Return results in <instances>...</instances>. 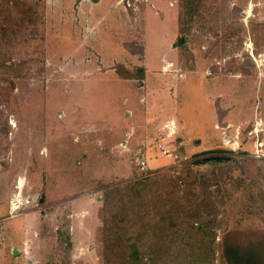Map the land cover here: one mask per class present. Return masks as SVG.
<instances>
[{
    "label": "rangeland",
    "instance_id": "1",
    "mask_svg": "<svg viewBox=\"0 0 264 264\" xmlns=\"http://www.w3.org/2000/svg\"><path fill=\"white\" fill-rule=\"evenodd\" d=\"M195 1L41 0L19 34L0 8V247L25 226L33 264H99L100 190L141 164L216 192L214 264L224 233L264 232V6ZM218 149L250 161L191 165Z\"/></svg>",
    "mask_w": 264,
    "mask_h": 264
},
{
    "label": "trees",
    "instance_id": "2",
    "mask_svg": "<svg viewBox=\"0 0 264 264\" xmlns=\"http://www.w3.org/2000/svg\"><path fill=\"white\" fill-rule=\"evenodd\" d=\"M180 1L185 2V8L194 9L195 0ZM36 2L34 5H39ZM4 5L17 11L16 33L36 24L39 8L34 5L0 0V8ZM182 21L180 13L179 35L185 38L188 30L183 29ZM1 67L10 69L4 61H0ZM113 71L120 80L142 77L120 63ZM210 153L217 155L198 158L191 165L250 161L233 151L218 149ZM259 163L263 168L257 170V176L264 187V160ZM98 202L95 242L99 264H214L215 225L222 201L204 179L195 178L188 164L160 172L146 169L139 173L135 168L128 179L103 186ZM220 250L223 264H264V232L228 231L220 240Z\"/></svg>",
    "mask_w": 264,
    "mask_h": 264
},
{
    "label": "crops",
    "instance_id": "3",
    "mask_svg": "<svg viewBox=\"0 0 264 264\" xmlns=\"http://www.w3.org/2000/svg\"><path fill=\"white\" fill-rule=\"evenodd\" d=\"M243 1H248L246 3V5H248L247 9H252L253 6H257V7L264 6V4L260 2L261 0H243ZM68 228H70V224H68ZM28 230L29 229H27L25 226H22L21 231L18 234H17V230L15 231L13 229L11 230L12 232L7 231L4 234L3 239L8 240V247L6 248L5 245L4 246L2 245V247H0V258H3L7 264L22 263L23 260H24V264H33L30 259V256H33V254H31L30 252L31 249L30 245L32 246L33 241L29 238ZM16 243H18L20 248L17 247ZM13 249L17 251V255L13 254Z\"/></svg>",
    "mask_w": 264,
    "mask_h": 264
},
{
    "label": "built area",
    "instance_id": "4",
    "mask_svg": "<svg viewBox=\"0 0 264 264\" xmlns=\"http://www.w3.org/2000/svg\"><path fill=\"white\" fill-rule=\"evenodd\" d=\"M144 165L143 164H141V165H139V167H137L138 168V172L140 173V172H144L146 169H144V167H143Z\"/></svg>",
    "mask_w": 264,
    "mask_h": 264
},
{
    "label": "water",
    "instance_id": "5",
    "mask_svg": "<svg viewBox=\"0 0 264 264\" xmlns=\"http://www.w3.org/2000/svg\"><path fill=\"white\" fill-rule=\"evenodd\" d=\"M13 254L17 255V251L15 249H13Z\"/></svg>",
    "mask_w": 264,
    "mask_h": 264
}]
</instances>
